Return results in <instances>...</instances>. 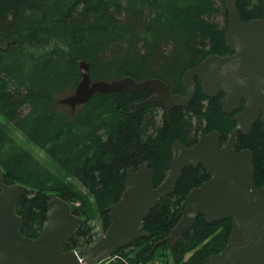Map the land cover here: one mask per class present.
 <instances>
[{"label": "trees", "instance_id": "16d2710c", "mask_svg": "<svg viewBox=\"0 0 264 264\" xmlns=\"http://www.w3.org/2000/svg\"><path fill=\"white\" fill-rule=\"evenodd\" d=\"M235 6L242 21L264 18V0H235ZM217 12L222 27L210 21ZM227 25L224 0H0V116L76 179L95 211L90 214L79 192L0 125L5 182L34 190L16 208L24 236L35 238L41 231L53 192L83 218L63 250L86 249L96 241L90 221L98 218L102 233L107 229V208L120 199L129 168L147 162L156 187L168 174L174 141L190 147L212 131L221 144L227 140L236 128L235 113L222 112L223 94L206 97L197 79L187 106L169 112L142 103L151 92L129 86L95 92L72 111L56 104L81 81V62L88 64L91 82L155 78L169 85L170 94H184L186 70L208 55L230 53L224 42ZM242 149L252 153L255 186L264 187L259 121L248 134L237 133L235 150ZM208 179L201 165L185 168L173 192L143 220L148 237L117 250L113 264H205L219 253L230 219L207 224L198 216L173 240L166 239L181 219L187 194Z\"/></svg>", "mask_w": 264, "mask_h": 264}, {"label": "water", "instance_id": "95a60500", "mask_svg": "<svg viewBox=\"0 0 264 264\" xmlns=\"http://www.w3.org/2000/svg\"><path fill=\"white\" fill-rule=\"evenodd\" d=\"M224 3L228 16L224 42L230 53L208 55L186 70L181 77L184 95L170 94L169 85L155 78L91 82L88 64L81 62V81L70 104H83L95 92L114 93L129 86L151 92L142 103L161 104L169 112L191 101L196 78L206 97L223 94L219 101L222 112L235 113L236 128L227 140L221 144L218 132L212 131L190 147L174 141L168 174L156 187L147 162L129 168L120 199L107 208V229L83 250H63L83 218L72 213L70 202L53 192L48 194L41 231L35 238L24 236L16 208L21 197L34 190L23 184H7L0 167V264H96L133 241L147 238L143 220L150 209L173 192L185 168L198 165L204 167L209 179L187 194L181 219L166 239L173 240L198 216L207 224L230 219L225 246L205 264H264V187L253 182L251 151L235 150L238 132L248 134L256 121L264 131V18L242 21L235 0Z\"/></svg>", "mask_w": 264, "mask_h": 264}, {"label": "rangeland", "instance_id": "374dc122", "mask_svg": "<svg viewBox=\"0 0 264 264\" xmlns=\"http://www.w3.org/2000/svg\"><path fill=\"white\" fill-rule=\"evenodd\" d=\"M210 21L212 23H214L217 27H222V25L224 23L223 16L221 15L220 12L215 13L210 18ZM73 95H74V91H72L71 93L68 92L64 95H60L56 100V104L58 105V107H60L63 110L72 111L76 107V105L73 106L70 104V101L72 100ZM0 125L3 126V128L6 131H9L17 140H19L21 143L26 145V147H28L32 151L33 154L37 155L47 167H49L56 174H58L62 179H64L68 184H70L73 187V189L75 190V192H79V194L87 202L89 213L92 215L94 214L95 211H94V207H93V203H92L91 198L86 194L85 190L80 186L79 182L76 179L67 176L60 168H58L55 164H53L50 161V159L42 151H40L35 145H33L31 142H29L27 139H25L22 135H20L13 128L10 121H8L3 116H0ZM90 225L92 226V228H93L92 231L94 233L95 238L97 239L102 234L99 219L98 218L92 219L90 221ZM116 256L118 257V254L110 255L109 257L111 258V261L109 258L108 260H106L103 263L113 264L117 259ZM151 264H158V263L156 261L155 263H151ZM166 264H170V262L168 261V263H166Z\"/></svg>", "mask_w": 264, "mask_h": 264}, {"label": "built area", "instance_id": "2783aa9c", "mask_svg": "<svg viewBox=\"0 0 264 264\" xmlns=\"http://www.w3.org/2000/svg\"><path fill=\"white\" fill-rule=\"evenodd\" d=\"M110 257H107L106 259H102L100 260L99 262H97L96 264H107V263H103L105 262L106 260H108ZM110 261H111V258H110Z\"/></svg>", "mask_w": 264, "mask_h": 264}, {"label": "flooded vegetation", "instance_id": "af4514ba", "mask_svg": "<svg viewBox=\"0 0 264 264\" xmlns=\"http://www.w3.org/2000/svg\"><path fill=\"white\" fill-rule=\"evenodd\" d=\"M228 55V54H227ZM196 79V78H195ZM194 81V80H193ZM195 84V83H194ZM200 84V83H199ZM184 94H185V91H184ZM184 94H181V95H184ZM159 105H161V104H159ZM162 106V105H161ZM163 107V106H162ZM164 108V107H163ZM164 110H165V108H164ZM166 111V110H165ZM167 112V111H166Z\"/></svg>", "mask_w": 264, "mask_h": 264}, {"label": "bare ground", "instance_id": "6f19581e", "mask_svg": "<svg viewBox=\"0 0 264 264\" xmlns=\"http://www.w3.org/2000/svg\"><path fill=\"white\" fill-rule=\"evenodd\" d=\"M225 4V3H224ZM75 91V90H74ZM77 106V105H76Z\"/></svg>", "mask_w": 264, "mask_h": 264}]
</instances>
